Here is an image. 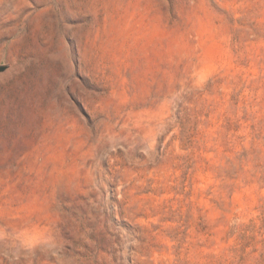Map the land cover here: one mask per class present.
<instances>
[{
    "label": "rangeland",
    "instance_id": "rangeland-1",
    "mask_svg": "<svg viewBox=\"0 0 264 264\" xmlns=\"http://www.w3.org/2000/svg\"><path fill=\"white\" fill-rule=\"evenodd\" d=\"M0 264H264V0H0Z\"/></svg>",
    "mask_w": 264,
    "mask_h": 264
},
{
    "label": "water",
    "instance_id": "water-1",
    "mask_svg": "<svg viewBox=\"0 0 264 264\" xmlns=\"http://www.w3.org/2000/svg\"><path fill=\"white\" fill-rule=\"evenodd\" d=\"M4 70H5V67L0 68V71H4Z\"/></svg>",
    "mask_w": 264,
    "mask_h": 264
}]
</instances>
